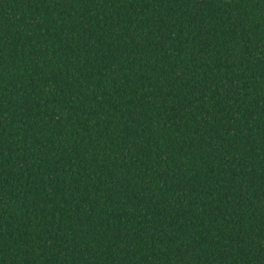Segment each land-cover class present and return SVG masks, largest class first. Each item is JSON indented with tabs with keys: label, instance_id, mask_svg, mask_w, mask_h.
Instances as JSON below:
<instances>
[{
	"label": "trees",
	"instance_id": "1",
	"mask_svg": "<svg viewBox=\"0 0 264 264\" xmlns=\"http://www.w3.org/2000/svg\"><path fill=\"white\" fill-rule=\"evenodd\" d=\"M0 264H264V0H0Z\"/></svg>",
	"mask_w": 264,
	"mask_h": 264
}]
</instances>
